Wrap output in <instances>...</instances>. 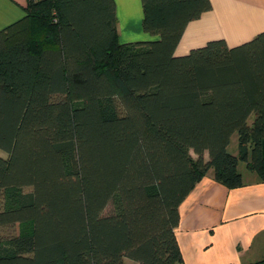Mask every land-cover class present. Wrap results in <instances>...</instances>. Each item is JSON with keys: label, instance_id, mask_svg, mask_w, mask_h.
Masks as SVG:
<instances>
[{"label": "trees", "instance_id": "16d2710c", "mask_svg": "<svg viewBox=\"0 0 264 264\" xmlns=\"http://www.w3.org/2000/svg\"><path fill=\"white\" fill-rule=\"evenodd\" d=\"M142 4L157 39L120 42L115 0H28L0 30V264H184L196 183L264 177V30L177 54L212 0Z\"/></svg>", "mask_w": 264, "mask_h": 264}, {"label": "crops", "instance_id": "0c3cea01", "mask_svg": "<svg viewBox=\"0 0 264 264\" xmlns=\"http://www.w3.org/2000/svg\"><path fill=\"white\" fill-rule=\"evenodd\" d=\"M27 2L0 0V30L26 15ZM115 2L120 42L159 38L143 27L142 0ZM212 4L188 23L177 54L216 38L237 45L264 30V0H212ZM0 154L5 155L1 150ZM240 171L243 183L230 187L211 169L182 202L176 234L184 264H264V177L247 164ZM125 264L140 262L126 258Z\"/></svg>", "mask_w": 264, "mask_h": 264}, {"label": "rangeland", "instance_id": "374dc122", "mask_svg": "<svg viewBox=\"0 0 264 264\" xmlns=\"http://www.w3.org/2000/svg\"><path fill=\"white\" fill-rule=\"evenodd\" d=\"M237 142L236 136L233 137L232 144L230 145V150L233 153H237V149L235 148V143ZM193 155L195 156V153L193 152ZM246 165L245 162H240V168L243 169V167ZM20 230V225L16 224L15 226L10 228V231L17 233Z\"/></svg>", "mask_w": 264, "mask_h": 264}]
</instances>
